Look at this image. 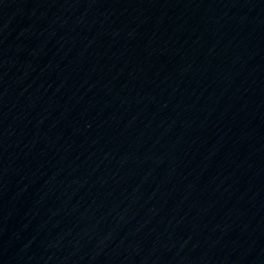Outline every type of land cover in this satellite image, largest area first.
Returning a JSON list of instances; mask_svg holds the SVG:
<instances>
[{
	"label": "water",
	"instance_id": "95a60500",
	"mask_svg": "<svg viewBox=\"0 0 264 264\" xmlns=\"http://www.w3.org/2000/svg\"><path fill=\"white\" fill-rule=\"evenodd\" d=\"M0 264H264V0H0Z\"/></svg>",
	"mask_w": 264,
	"mask_h": 264
}]
</instances>
